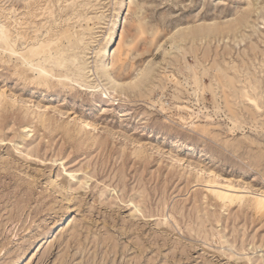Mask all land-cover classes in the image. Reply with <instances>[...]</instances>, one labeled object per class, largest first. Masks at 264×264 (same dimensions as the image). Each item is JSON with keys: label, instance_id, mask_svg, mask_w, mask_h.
I'll return each instance as SVG.
<instances>
[{"label": "rangeland", "instance_id": "1", "mask_svg": "<svg viewBox=\"0 0 264 264\" xmlns=\"http://www.w3.org/2000/svg\"><path fill=\"white\" fill-rule=\"evenodd\" d=\"M128 5L108 103L117 0H0V264H260L264 0Z\"/></svg>", "mask_w": 264, "mask_h": 264}, {"label": "bare ground", "instance_id": "2", "mask_svg": "<svg viewBox=\"0 0 264 264\" xmlns=\"http://www.w3.org/2000/svg\"><path fill=\"white\" fill-rule=\"evenodd\" d=\"M117 5L119 7L114 9V20L112 21L113 23H112L110 29L106 32L107 34L105 35L103 46L100 49V53H99L100 56H99V62H98V73H97L98 79H97V81L100 84L96 85V89H98L101 92V99L105 100L108 103L116 101V97L119 94V91L122 90L123 85H124V82L121 81L114 74V67H113L112 60H113V48H114L115 42L117 41V39L120 35V30H121V24H119V23H121L122 17L124 15H126L127 13H129L128 12L129 11L128 0H117ZM3 18H4V20H3ZM115 18H116V20H115ZM8 19L9 18L3 17L2 14H0V27L3 28V31H4V29H6L5 27L7 26ZM9 23L11 25V22H9ZM9 23H8V25H9ZM18 23H19V24H17L18 29H20V28L24 29L25 28L26 23H22V22H18ZM26 35L27 34L24 33V38L26 37ZM53 40L54 39L51 38V42ZM32 66H35V65H32ZM41 71H42V69H41ZM93 74H95V73L93 72ZM251 100L252 99H249V101H251ZM41 108H44V107H41ZM177 108L179 110H185V109L188 110V108L181 107V106H177ZM162 112H165V109H162ZM82 122H83L82 125H83L84 129H90V130L93 129V131H94V129H96L93 127V125L91 124L90 121L84 119ZM27 129H30V128L27 127ZM178 161L180 162V160H178ZM210 174L214 175L213 172H210ZM214 176H216V175H214ZM209 184H211V185L216 184V185H219V187H221V188L213 187L211 192L214 193L215 196L218 198V200L221 201L222 203H224L225 205H228V204L233 205V204H237V203H242L247 199V196L244 195L242 188H236L231 183L227 184V185H223V184L216 183L215 181H210ZM210 188L211 187H209V189ZM260 194H264V192H261L258 194L253 193L252 196L248 197V198H249V203L254 208V210L258 214L264 216V210H261L259 207V200L261 198ZM28 253H29V249L22 251L19 254L18 260H16L12 264H19L20 261L23 260Z\"/></svg>", "mask_w": 264, "mask_h": 264}, {"label": "snow or ice", "instance_id": "3", "mask_svg": "<svg viewBox=\"0 0 264 264\" xmlns=\"http://www.w3.org/2000/svg\"><path fill=\"white\" fill-rule=\"evenodd\" d=\"M228 2H231V0H228ZM177 31H180L179 29H177ZM0 32H3V28L2 27H0ZM3 96V92H0V97H2ZM253 104H255L256 103V101L255 100H253V101H251ZM262 111H264V109H262ZM261 195V198H260V200H259V207H260V209L261 210H264V194H260ZM260 264H264V260H262L261 262H260Z\"/></svg>", "mask_w": 264, "mask_h": 264}]
</instances>
